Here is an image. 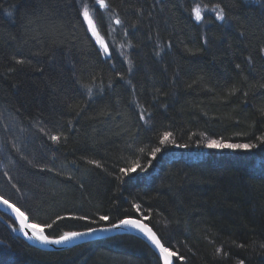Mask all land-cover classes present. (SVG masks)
I'll return each instance as SVG.
<instances>
[{"label": "trees", "instance_id": "trees-1", "mask_svg": "<svg viewBox=\"0 0 264 264\" xmlns=\"http://www.w3.org/2000/svg\"><path fill=\"white\" fill-rule=\"evenodd\" d=\"M104 2L0 0V196L48 237L136 218L174 264H264V0ZM0 264L160 260L131 234L42 250L0 213Z\"/></svg>", "mask_w": 264, "mask_h": 264}, {"label": "water", "instance_id": "water-1", "mask_svg": "<svg viewBox=\"0 0 264 264\" xmlns=\"http://www.w3.org/2000/svg\"><path fill=\"white\" fill-rule=\"evenodd\" d=\"M5 201H7V200L0 196V213H3L5 215L9 216L20 228L21 232H19V234L28 243H30L32 246H34L36 248H39L42 250H49V251L62 250V249L70 248L72 246H75V245H78L81 243L90 242V241L99 240V239H104V238L112 237L115 235L131 234V235H134V236L140 238L141 240H143L157 255V257L160 260V264H164L160 250L152 243L151 240L148 239V237L145 235L144 232H141L139 229L134 228L131 225H121V223H120L122 220H138L141 224L146 225L147 228H150L152 230V232L155 233V231L143 220L136 219V218H124V219H122V220H120V221H118L112 225L100 226V227H95V228H91V229H87V230H81V231H74V232L88 233V234L79 236V237L72 239V240H68L64 243H60V244L43 243L39 239H37L36 236L33 234V226H34L35 232L37 234H42V235L46 236L43 229L36 226L35 224L31 223L27 219L26 215L19 208H17L15 205L10 203L9 201H7V203H5ZM22 228H23V231L21 230ZM89 230H91V231H89ZM156 236H157V239L160 240V238L158 237L157 234H156ZM60 237H56V238L49 237V239L54 240V239H59ZM161 244H163V243L161 242ZM172 260H173V264H174V257L172 258Z\"/></svg>", "mask_w": 264, "mask_h": 264}, {"label": "snow or ice", "instance_id": "snow-or-ice-1", "mask_svg": "<svg viewBox=\"0 0 264 264\" xmlns=\"http://www.w3.org/2000/svg\"><path fill=\"white\" fill-rule=\"evenodd\" d=\"M97 3L101 6V7H106V4L104 2V0H97ZM193 12V18L197 21L200 22L203 20V13L201 11L200 8H194L192 10ZM85 17L87 18V12L84 13ZM225 17L223 15V12L220 11L217 13L216 15V19L218 20H223ZM117 23H119V21H117ZM95 34V33H94ZM104 53L107 54L108 53V47L105 45L104 46ZM88 92L89 94H91V88H88ZM141 119H143V117H141ZM171 134L170 133H165V138L169 137ZM51 139L53 141L58 140L57 136H52ZM161 143L163 144L164 141L162 140ZM181 147H183L184 145H180ZM209 148H244V149H248L250 147H255V145H233V144H223L219 141H209L208 144L206 145ZM160 149L157 148L155 150V152L153 153V156H155L156 152H159ZM131 169H129L130 171ZM122 171H124L122 169ZM5 203H7V201H5ZM22 215V214H21ZM80 219H86V217H80ZM101 220H108L109 217L107 216H101L100 217ZM121 225H131L134 228L139 229L141 232H144L145 235L148 237L149 240L152 241V243L160 250L161 256L163 258V262L164 264H173V260L172 258L176 255L174 252H171L168 250V248H166L163 244H161V241L159 239H157V236L155 233L152 232V230L150 228H147L146 225L141 224L138 220H122ZM49 227H51V225H49ZM23 231V228L21 229ZM91 231V230H89ZM33 234L36 236L37 239H39L41 242L43 243H55V244H60V243H64L68 240H72L75 239L79 236L82 235H87L88 233H80V232H66L64 233V235H62L59 239H54V240H50L48 236L42 235V234H37L35 232V228L33 226ZM217 251H220L219 249H217ZM179 259H183V257H179ZM241 264H243V262L241 261Z\"/></svg>", "mask_w": 264, "mask_h": 264}, {"label": "rangeland", "instance_id": "rangeland-1", "mask_svg": "<svg viewBox=\"0 0 264 264\" xmlns=\"http://www.w3.org/2000/svg\"><path fill=\"white\" fill-rule=\"evenodd\" d=\"M195 8H199V7H195ZM202 13L204 11L203 8H200ZM209 11L213 12V13H218L215 9H208ZM87 12L86 9H83L82 10V15L84 17V20L86 22V25L88 27V30L90 32V34L92 35L94 41L96 42L97 46L99 47V49L102 51L103 54L104 53V46L106 45L104 40L102 39V37L99 35V33L97 32L96 28H95V25H94V22L93 20L91 19L89 13L87 12V18L85 17L84 13ZM95 33V34H94Z\"/></svg>", "mask_w": 264, "mask_h": 264}, {"label": "bare ground", "instance_id": "bare-ground-1", "mask_svg": "<svg viewBox=\"0 0 264 264\" xmlns=\"http://www.w3.org/2000/svg\"><path fill=\"white\" fill-rule=\"evenodd\" d=\"M1 214H3V213H1ZM6 216H7V215H6ZM8 217H9V216H8ZM9 218H10V217H9ZM1 219H3V218L1 217ZM10 219H11V218H10ZM3 220H4V219H3ZM11 220H12V219H11ZM4 221H5V220H4ZM12 221H13V220H12ZM5 222H6V221H5ZM13 222H14V221H13ZM14 223H15V222H14ZM15 224H16V223H15ZM16 226H17V228H18V233L21 232V231H20V228L18 227L17 224H16Z\"/></svg>", "mask_w": 264, "mask_h": 264}]
</instances>
